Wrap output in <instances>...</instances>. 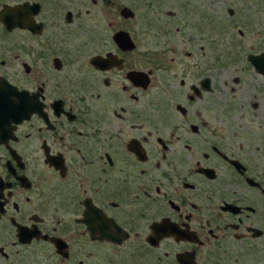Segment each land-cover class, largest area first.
Instances as JSON below:
<instances>
[{"label":"flooded vegetation","instance_id":"flooded-vegetation-1","mask_svg":"<svg viewBox=\"0 0 264 264\" xmlns=\"http://www.w3.org/2000/svg\"><path fill=\"white\" fill-rule=\"evenodd\" d=\"M115 6L0 0V264H264V28L151 52Z\"/></svg>","mask_w":264,"mask_h":264},{"label":"rangeland","instance_id":"rangeland-1","mask_svg":"<svg viewBox=\"0 0 264 264\" xmlns=\"http://www.w3.org/2000/svg\"><path fill=\"white\" fill-rule=\"evenodd\" d=\"M239 1L240 3L238 0H115L114 11L116 21H123L124 18L120 16L119 7L127 5L134 8L135 16L126 21L131 23L135 32L141 35L145 33L148 42L147 47L149 51L154 52L156 46L162 45L169 39H174V36L178 37V41L184 37L188 43L193 44L194 40L191 38L200 31L197 27L198 21H193V15L204 14L213 19L217 17L218 20L229 22L224 28L220 24L214 26L211 30L212 34L205 30L203 33H199L200 36H204L206 41L221 46H223V42L230 41L227 38L236 36L237 27L240 26V23L249 27L248 23L241 22L245 20L244 16L254 15L249 22L257 23L253 26L264 28V0ZM102 6L105 4L101 3L98 9L101 10ZM229 7L233 8L232 14L228 12ZM188 8L193 15L190 16V19H185V14L182 11ZM169 10L173 11L172 17L168 14ZM100 13L102 14V12ZM111 17L112 12H109L106 18L100 16L101 20H109L108 18ZM180 19L185 20V23L177 22ZM102 25L105 26V24ZM182 31L184 34L178 35ZM181 45L188 47L187 43ZM214 51L215 49H213Z\"/></svg>","mask_w":264,"mask_h":264},{"label":"water","instance_id":"water-1","mask_svg":"<svg viewBox=\"0 0 264 264\" xmlns=\"http://www.w3.org/2000/svg\"><path fill=\"white\" fill-rule=\"evenodd\" d=\"M120 14L122 16L128 17L133 15V11L127 7V6H123L120 10ZM115 39L117 41L118 44H120L121 46H125L127 47L128 45H132L133 46V42H131L128 33L124 30H119L115 33ZM252 61L253 64H255L261 71L262 69H264V53L260 54L258 56H252ZM264 71V70H263Z\"/></svg>","mask_w":264,"mask_h":264}]
</instances>
